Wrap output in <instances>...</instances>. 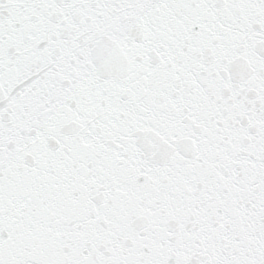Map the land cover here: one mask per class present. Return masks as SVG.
Listing matches in <instances>:
<instances>
[{"label":"snow or ice","instance_id":"1","mask_svg":"<svg viewBox=\"0 0 264 264\" xmlns=\"http://www.w3.org/2000/svg\"><path fill=\"white\" fill-rule=\"evenodd\" d=\"M0 264H264V0H0Z\"/></svg>","mask_w":264,"mask_h":264}]
</instances>
